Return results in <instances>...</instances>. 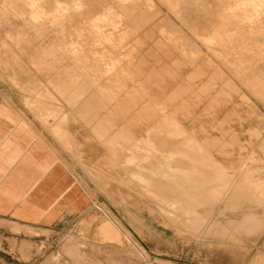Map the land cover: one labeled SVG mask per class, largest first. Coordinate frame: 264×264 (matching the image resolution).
<instances>
[{
  "label": "rangeland",
  "instance_id": "rangeland-1",
  "mask_svg": "<svg viewBox=\"0 0 264 264\" xmlns=\"http://www.w3.org/2000/svg\"><path fill=\"white\" fill-rule=\"evenodd\" d=\"M156 41L188 68L205 61L206 96H184L180 104L188 110L205 101L206 108L219 103L222 114L231 110L223 120L235 130L231 141L222 132L217 160L209 148L193 149L195 172L186 171L180 154L164 158L173 181L168 193L156 187L166 180L136 177L141 164L127 160L121 167L131 180L110 185L125 191L135 185L158 209L139 212L141 227L124 226L130 214L118 212V198L111 208L98 205L104 216L95 233L0 220V264H264V0H0V97L19 108L69 110L93 87L137 81L141 73L130 71H146ZM76 87L80 96H72ZM110 97L115 108L127 107L124 96ZM226 175L230 186L239 183L235 198L225 191ZM153 216L163 227H146Z\"/></svg>",
  "mask_w": 264,
  "mask_h": 264
},
{
  "label": "crops",
  "instance_id": "crops-1",
  "mask_svg": "<svg viewBox=\"0 0 264 264\" xmlns=\"http://www.w3.org/2000/svg\"><path fill=\"white\" fill-rule=\"evenodd\" d=\"M169 48L156 41L153 45L156 52L153 49L149 52L146 71H130L138 77L140 72L141 78L130 82L118 78L114 88L105 85L94 91L93 87L69 110L19 108L0 97V220L42 231L69 226L95 233L96 226L103 221L98 218L104 216L98 205L111 208V198H118V212L130 214L129 223L124 222V226L141 227L136 225L140 222L139 212L151 216L158 209L149 204L151 201L135 185L128 191L119 186L131 180V171L126 177L121 167L127 160L141 164L140 170L133 172L136 177L145 181L166 180L163 185H156L162 192H166L170 183L173 191L172 179L166 178L171 167L163 161L167 156L180 154L188 165V173L195 172L194 167L190 169L196 158L195 149L209 148L217 160L222 132L231 134L230 141L233 137L235 130L223 126V120L233 114L231 110L222 114L219 103L206 108L205 101L201 107L200 104L188 110L181 107L184 96H206L201 83L205 61H194V66L188 68L182 56ZM54 84L60 88L62 83L55 80ZM70 87L73 90L72 82ZM77 88L72 96L81 95ZM110 96H124L127 107L115 108ZM153 148L159 151L156 156L151 155ZM148 155L155 161H149ZM142 162L152 165L142 166ZM229 178L224 176L225 191L229 188V198H235L239 183L230 186ZM111 181L119 185H110ZM164 193L158 194L165 197ZM202 193V197L208 195ZM153 218L146 227H163L160 226L163 219ZM104 220L124 235L114 222Z\"/></svg>",
  "mask_w": 264,
  "mask_h": 264
},
{
  "label": "bare ground",
  "instance_id": "bare-ground-1",
  "mask_svg": "<svg viewBox=\"0 0 264 264\" xmlns=\"http://www.w3.org/2000/svg\"><path fill=\"white\" fill-rule=\"evenodd\" d=\"M162 189H163V188H162ZM201 194H203V193H201ZM162 195H163V194H162ZM203 195H204V194H203ZM200 196H201V195H200ZM203 197H204V196H203ZM203 197H202V198H203ZM205 199H206V198H205Z\"/></svg>",
  "mask_w": 264,
  "mask_h": 264
}]
</instances>
